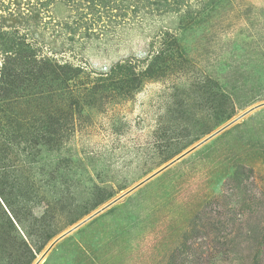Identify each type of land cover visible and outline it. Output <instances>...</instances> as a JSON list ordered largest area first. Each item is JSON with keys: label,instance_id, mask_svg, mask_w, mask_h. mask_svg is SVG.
I'll return each instance as SVG.
<instances>
[{"label": "rangeland", "instance_id": "rangeland-1", "mask_svg": "<svg viewBox=\"0 0 264 264\" xmlns=\"http://www.w3.org/2000/svg\"><path fill=\"white\" fill-rule=\"evenodd\" d=\"M175 48L189 70L172 67L136 91L109 73L128 60L144 69ZM208 78L225 98L212 100ZM260 104L264 0H0V140L31 158L59 214L43 245L18 231L31 264ZM39 264H264V106L57 241Z\"/></svg>", "mask_w": 264, "mask_h": 264}, {"label": "trees", "instance_id": "trees-1", "mask_svg": "<svg viewBox=\"0 0 264 264\" xmlns=\"http://www.w3.org/2000/svg\"><path fill=\"white\" fill-rule=\"evenodd\" d=\"M166 37L169 38V35L162 33L159 38L165 42ZM170 38L173 39V42H170L175 46L174 36ZM148 59L145 60L149 62L144 69L139 70L136 63L128 60L117 63L109 73H122L120 82L126 83L128 90L133 92L147 78L161 77L172 67L179 72L189 70L191 65L176 48L169 53L165 50L156 51L153 57ZM207 80L211 86L212 100L218 101V97L225 98L222 86L213 79ZM216 104L212 111L214 117L224 118L225 110L221 103ZM41 142L46 146L51 140L42 137ZM8 147L0 140V264H31L34 255L29 244L19 238L18 231L24 229L43 245L57 233L53 227L59 214L53 215L55 210L47 201L49 184H45L46 182L40 184L35 179L36 174L27 168L31 158L28 155L10 152ZM39 205H45L46 208L41 216L37 217L34 208ZM56 210L60 212L59 209Z\"/></svg>", "mask_w": 264, "mask_h": 264}, {"label": "water", "instance_id": "water-1", "mask_svg": "<svg viewBox=\"0 0 264 264\" xmlns=\"http://www.w3.org/2000/svg\"><path fill=\"white\" fill-rule=\"evenodd\" d=\"M264 106V104H260L257 105L255 107H253L252 109L248 110L247 112H245L243 115L239 116L238 118H236L235 120H233L232 122L228 123L227 125H225L223 128H221L220 130H218L217 132L211 134L210 136H208L207 138H205L204 140H202L201 142H199L197 145H195L194 147H192L191 149H189L188 151H186L185 153H183L182 155H180L179 157H177L176 159H174L173 161H171L169 164H167L165 167H163L162 169H160L158 172L152 174L151 176H149L148 178H146L144 181H142L140 184L136 185L134 188L130 189L129 191H127L125 194H123L122 196L118 197L117 199L113 200L112 202H110L109 204H107L106 206H104L101 210H99L98 212L94 213L93 215L89 216L87 219H85L84 221L80 222L79 224H77L76 226L72 227L70 230H68L67 232H65L64 234H62L61 236H59L56 240H54L50 246L47 248L46 252L43 254V256L41 257V259L46 255V253L51 249V247L60 239H62L63 237H65L66 235L70 234L71 232H73L75 229H77L79 226H81L82 224H84L86 221L90 220L91 218H93L95 215H97L98 213H100L101 211L105 210L106 208L110 207L112 204H114L115 202H117L119 199H121L122 197H124L125 195L129 194L131 191H133L134 189H136L137 187H139L140 185L144 184L145 182H147L148 180H150L151 178H153L156 174H158L160 171L166 169L167 167L171 166L173 163H175L176 161L180 160L181 158H183L184 156H186L187 154H189L190 152H192L193 150H195L196 148L200 147L202 144L206 143L209 139H211L212 137H214L215 135H217L219 132H221L222 130H224L225 128L229 127L230 125H232L233 123H235L236 121H238L239 119H241L244 115L248 114L249 112L260 108ZM40 259V260H41ZM40 260H38L35 264H39Z\"/></svg>", "mask_w": 264, "mask_h": 264}]
</instances>
